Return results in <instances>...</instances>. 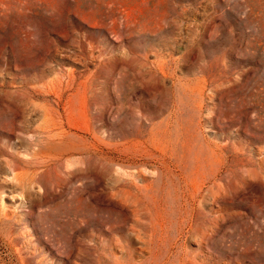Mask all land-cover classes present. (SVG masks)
<instances>
[{
  "label": "rangeland",
  "instance_id": "rangeland-1",
  "mask_svg": "<svg viewBox=\"0 0 264 264\" xmlns=\"http://www.w3.org/2000/svg\"><path fill=\"white\" fill-rule=\"evenodd\" d=\"M0 264H264V0H0Z\"/></svg>",
  "mask_w": 264,
  "mask_h": 264
}]
</instances>
